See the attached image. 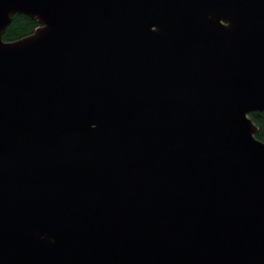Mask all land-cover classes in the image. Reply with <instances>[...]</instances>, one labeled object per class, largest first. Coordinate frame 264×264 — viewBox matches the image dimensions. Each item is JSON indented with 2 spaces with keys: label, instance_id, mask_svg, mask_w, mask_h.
Instances as JSON below:
<instances>
[{
  "label": "water",
  "instance_id": "1",
  "mask_svg": "<svg viewBox=\"0 0 264 264\" xmlns=\"http://www.w3.org/2000/svg\"><path fill=\"white\" fill-rule=\"evenodd\" d=\"M253 113L264 0H0V264H264Z\"/></svg>",
  "mask_w": 264,
  "mask_h": 264
},
{
  "label": "trees",
  "instance_id": "2",
  "mask_svg": "<svg viewBox=\"0 0 264 264\" xmlns=\"http://www.w3.org/2000/svg\"><path fill=\"white\" fill-rule=\"evenodd\" d=\"M39 27L37 21L24 15H16L11 26L4 35L5 42H14L32 35ZM258 127L257 139L264 142V113H253L250 115Z\"/></svg>",
  "mask_w": 264,
  "mask_h": 264
}]
</instances>
